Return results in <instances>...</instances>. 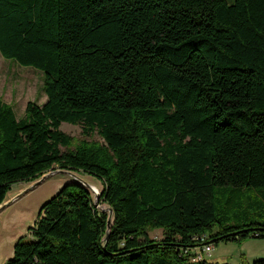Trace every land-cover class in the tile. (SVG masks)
<instances>
[{"label": "trees", "instance_id": "trees-1", "mask_svg": "<svg viewBox=\"0 0 264 264\" xmlns=\"http://www.w3.org/2000/svg\"><path fill=\"white\" fill-rule=\"evenodd\" d=\"M0 55L41 72L46 96L20 120L0 101V204L62 169L100 181L113 212L107 232L68 184L5 264H208L190 251L218 222L216 190L264 189V0H0ZM63 123L100 142L73 146ZM208 236L263 239L264 223Z\"/></svg>", "mask_w": 264, "mask_h": 264}, {"label": "rangeland", "instance_id": "rangeland-1", "mask_svg": "<svg viewBox=\"0 0 264 264\" xmlns=\"http://www.w3.org/2000/svg\"><path fill=\"white\" fill-rule=\"evenodd\" d=\"M226 2L233 4L234 0H226ZM0 101L12 107L18 120L22 119L28 102L40 106L46 102V96L43 93L42 73L33 68L19 66L5 60L0 55ZM60 130L74 139L73 146L83 139L89 142H100L97 135L84 138L81 128L77 125L63 123ZM77 175L102 192V183L96 178L81 172ZM72 182L67 177H52L0 214V264H5L12 258L14 246L20 240L25 242L31 240V228L36 223L42 206L56 196L64 186ZM31 183L12 185L6 200ZM251 191L245 193L247 197L240 198L239 195L225 196L222 190H216V218L218 222L214 225L211 233H207V236L215 234L219 222L224 220L232 224L238 218L243 220L244 224L248 222L264 223V189H251ZM92 196L95 202V197L93 194ZM229 199L234 203L240 200L241 212L230 210ZM248 206L250 208L244 213L243 208ZM96 208L100 211L108 209L106 205H98ZM105 213L108 214L107 211ZM148 235L150 239L159 241L163 238V231L150 230ZM194 252L195 250H192L190 254H194ZM204 258L208 264H252L255 261H264V238H248L242 242H218L214 244L210 257Z\"/></svg>", "mask_w": 264, "mask_h": 264}, {"label": "water", "instance_id": "water-1", "mask_svg": "<svg viewBox=\"0 0 264 264\" xmlns=\"http://www.w3.org/2000/svg\"><path fill=\"white\" fill-rule=\"evenodd\" d=\"M55 176H62L70 178L73 182V184H78L84 187L89 193L93 194L95 197V206H98L99 199L101 197L102 192L96 191L92 186V184H89L86 182L83 178H81L79 175H77L76 172L68 171V170H62V169H54L51 171L46 172L43 174L39 179L33 181L31 184H29L27 187H25L23 190L18 192L16 195L10 197L9 199L5 200L2 204H0V214L5 211L7 208L14 205L17 201H19L21 198H23L25 195H27L29 192L37 189L41 184H43L46 180L55 177ZM108 212V219H107V232L112 224V217L113 212L112 209L108 208L107 210H102V212Z\"/></svg>", "mask_w": 264, "mask_h": 264}, {"label": "built area", "instance_id": "built-area-1", "mask_svg": "<svg viewBox=\"0 0 264 264\" xmlns=\"http://www.w3.org/2000/svg\"><path fill=\"white\" fill-rule=\"evenodd\" d=\"M207 239H208L207 235H202L199 238H197V242H199L201 245L197 249H194L196 261L205 260L204 257H208V258L210 257L213 246L211 244H205Z\"/></svg>", "mask_w": 264, "mask_h": 264}, {"label": "bare ground", "instance_id": "bare-ground-1", "mask_svg": "<svg viewBox=\"0 0 264 264\" xmlns=\"http://www.w3.org/2000/svg\"><path fill=\"white\" fill-rule=\"evenodd\" d=\"M92 187H93V186H92ZM93 188H94L96 191H98V189H96V187H95V186H94Z\"/></svg>", "mask_w": 264, "mask_h": 264}, {"label": "crops", "instance_id": "crops-1", "mask_svg": "<svg viewBox=\"0 0 264 264\" xmlns=\"http://www.w3.org/2000/svg\"><path fill=\"white\" fill-rule=\"evenodd\" d=\"M197 249V248H196Z\"/></svg>", "mask_w": 264, "mask_h": 264}]
</instances>
